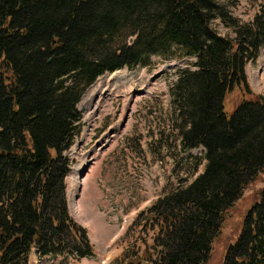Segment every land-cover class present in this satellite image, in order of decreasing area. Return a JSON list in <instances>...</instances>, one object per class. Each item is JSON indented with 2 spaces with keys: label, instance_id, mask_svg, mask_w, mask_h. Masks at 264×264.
<instances>
[{
  "label": "trees",
  "instance_id": "1",
  "mask_svg": "<svg viewBox=\"0 0 264 264\" xmlns=\"http://www.w3.org/2000/svg\"><path fill=\"white\" fill-rule=\"evenodd\" d=\"M259 1L243 22L216 0H0V264H27L31 252L57 264L93 255L64 184L77 105L97 78L151 54L192 58L177 69L170 102L182 149L202 146L204 164L139 212L136 236L109 264H212L215 241L221 264H264V186L221 238L264 171V97L245 71L264 46ZM217 18L233 37L216 32Z\"/></svg>",
  "mask_w": 264,
  "mask_h": 264
},
{
  "label": "rangeland",
  "instance_id": "2",
  "mask_svg": "<svg viewBox=\"0 0 264 264\" xmlns=\"http://www.w3.org/2000/svg\"><path fill=\"white\" fill-rule=\"evenodd\" d=\"M216 1L227 4L243 22L253 18L260 2ZM211 26L219 34L229 32L218 18ZM165 58L151 54L138 66L115 71L112 79L105 73L83 93L77 105L81 131L64 153L69 160L65 188L69 215L85 229L93 255L59 264H109L136 236L132 226L139 212L166 189L190 182L202 171L204 149H182L169 93L177 69L190 67L192 58ZM245 71L252 91L264 97V46ZM231 95L224 101L226 113L233 109ZM263 186L264 171L227 218L222 241L233 234L237 214H242L253 191ZM147 234L149 243L151 232ZM222 250L223 244L215 241L209 263L221 264ZM28 264L54 263L31 252Z\"/></svg>",
  "mask_w": 264,
  "mask_h": 264
},
{
  "label": "water",
  "instance_id": "3",
  "mask_svg": "<svg viewBox=\"0 0 264 264\" xmlns=\"http://www.w3.org/2000/svg\"><path fill=\"white\" fill-rule=\"evenodd\" d=\"M131 42H132V38L129 39V43H131ZM84 172H82V174H80V177H82V175L84 174Z\"/></svg>",
  "mask_w": 264,
  "mask_h": 264
},
{
  "label": "bare ground",
  "instance_id": "4",
  "mask_svg": "<svg viewBox=\"0 0 264 264\" xmlns=\"http://www.w3.org/2000/svg\"><path fill=\"white\" fill-rule=\"evenodd\" d=\"M122 69H123V68H122ZM114 74H115V73H113V74L111 75V77H108V79H112V78H113V76H114Z\"/></svg>",
  "mask_w": 264,
  "mask_h": 264
}]
</instances>
